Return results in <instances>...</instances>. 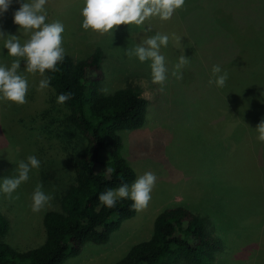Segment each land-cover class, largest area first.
I'll use <instances>...</instances> for the list:
<instances>
[{
    "label": "rangeland",
    "instance_id": "rangeland-1",
    "mask_svg": "<svg viewBox=\"0 0 264 264\" xmlns=\"http://www.w3.org/2000/svg\"><path fill=\"white\" fill-rule=\"evenodd\" d=\"M22 2L12 0L0 14V31L17 35L23 44L30 34L13 23ZM262 2L185 0L184 8L170 20L146 21L144 27L151 31L121 25L111 38L82 29L83 0H48L46 23H63L67 55L80 59L97 47L103 51L101 90L111 93L125 86L141 90L147 100L145 122L138 129L121 131V152L134 169L135 180L147 172L157 177L146 210L123 221L107 243H87L79 255L62 264L118 261L151 235L157 214L174 205L206 217L209 230L223 245L214 264H264V143L257 141L255 130L264 120ZM246 18L252 19L248 21L253 27L237 25L236 20ZM157 33L169 36L168 46L161 47L169 69L163 91L151 83V61L124 55L125 49ZM175 36H181V45ZM3 44L0 39V64L10 66L13 58ZM181 54L190 62L178 81L171 73ZM213 65L229 73L222 89L209 84ZM20 71L28 80L27 102L22 106L0 102V182L15 175L18 161L29 155H35L41 167L13 193L19 199L0 193V211L9 224L4 241L22 251L43 243V215L57 208V196L73 177L71 158L85 139L66 121L68 108L57 104L52 87L38 91L40 75L26 73L23 62ZM38 183L54 198L51 207L33 213L31 196Z\"/></svg>",
    "mask_w": 264,
    "mask_h": 264
},
{
    "label": "trees",
    "instance_id": "trees-1",
    "mask_svg": "<svg viewBox=\"0 0 264 264\" xmlns=\"http://www.w3.org/2000/svg\"><path fill=\"white\" fill-rule=\"evenodd\" d=\"M248 20L252 19L236 22L253 27ZM103 57L99 47L80 59L66 54L57 72L46 73L53 77L50 86L57 96L73 94L64 104L69 111L66 121L81 133L85 145L71 158L73 177L57 196V208L43 215V243L22 251L13 248L3 239L9 224L0 211V264H62L79 255L87 243H107L122 222L136 213L130 199L118 200L112 209L98 199L108 189L123 183L130 186L135 180L136 173L121 152L120 133L140 128L147 111L139 88L102 92ZM222 248L205 216L174 205L157 214L147 239L132 245L112 264H214Z\"/></svg>",
    "mask_w": 264,
    "mask_h": 264
},
{
    "label": "clouds",
    "instance_id": "clouds-1",
    "mask_svg": "<svg viewBox=\"0 0 264 264\" xmlns=\"http://www.w3.org/2000/svg\"><path fill=\"white\" fill-rule=\"evenodd\" d=\"M12 0H0V14L6 12ZM48 0H23L20 7L13 14V23L29 33V38L22 44L17 35H8L0 31V39H4L3 48L12 59L10 66L0 64V102L8 106L15 104L24 105L29 85L25 75L21 74V62L23 69L29 74H39L41 79L38 84V91L49 88L52 76L46 73H55L59 69L57 65L65 58V49L62 47L64 25L60 21L46 23ZM185 0H83L82 29L100 36L110 35L121 25H135L143 31H151L150 27H144L146 21L156 17L161 21L170 20L177 10L183 9ZM5 37H7L5 39ZM177 45H181V36H175ZM169 36L155 34L143 41V44L134 48L125 49L124 55L129 59L138 58L140 62L151 61V83L160 86L163 91L168 79V67L166 58L161 54V47H167ZM189 58L181 54L174 65L172 76L176 80L183 79V69L189 64ZM229 78L227 70H222L219 65L211 68L209 84L217 88H224ZM108 94V89H102ZM72 93H62L57 96V104L64 105L72 98ZM258 135L256 139L264 143V120L255 128ZM63 159V158H62ZM41 161L35 155H29L26 160H20L14 170L15 175L5 178L0 182V193L10 200L19 199L14 192L30 179L33 170H39ZM109 172L112 169H108ZM157 177L152 172H147L138 177L129 188L126 183L116 189H108L98 197L99 202L105 208L116 207L117 201L122 199L131 200V208L136 212L147 209L152 199L151 193L156 186ZM51 194L43 190L42 184H37L31 196L30 210L33 213H40L51 207L53 200ZM99 211V208H97Z\"/></svg>",
    "mask_w": 264,
    "mask_h": 264
}]
</instances>
